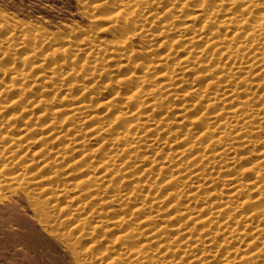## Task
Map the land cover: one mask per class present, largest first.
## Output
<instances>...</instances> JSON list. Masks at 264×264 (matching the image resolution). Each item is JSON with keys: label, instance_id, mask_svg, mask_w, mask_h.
Instances as JSON below:
<instances>
[{"label": "rangeland", "instance_id": "rangeland-1", "mask_svg": "<svg viewBox=\"0 0 264 264\" xmlns=\"http://www.w3.org/2000/svg\"><path fill=\"white\" fill-rule=\"evenodd\" d=\"M235 1L0 0V264H264V0Z\"/></svg>", "mask_w": 264, "mask_h": 264}, {"label": "bare ground", "instance_id": "bare-ground-1", "mask_svg": "<svg viewBox=\"0 0 264 264\" xmlns=\"http://www.w3.org/2000/svg\"><path fill=\"white\" fill-rule=\"evenodd\" d=\"M234 1H235V0H234ZM236 1H237V0H236ZM236 1H235V2H236ZM204 2H205V1H204ZM145 3H146V2H145ZM248 6H249V5H248ZM251 6H253V5H251ZM172 7H173V5H172ZM214 7H215V6H214ZM253 7H254V6H253ZM257 7H259V6H257ZM169 8H170V7H169ZM199 10H200V9H199ZM200 11H201V10H200ZM202 11H203V10H202ZM230 13H231V12H230ZM232 13H233V12H232ZM228 15H230V14H228ZM152 16H153V15H152ZM200 16H201L200 13L195 12V14H194V16H193V19H198V17H200ZM206 16H207V15H206ZM210 16H211V15H210ZM236 16H237V15H236ZM238 16H239V15H238ZM262 17H263V16H262ZM262 17H261V18H262ZM231 19H232V20H231ZM235 19H236V17H235ZM262 19H263V18H262ZM227 20H231V21H230L231 24L234 22V21H233V20H234L233 16H232L231 18H230V17L226 18V21H227ZM204 21H206V20H204ZM236 21H237V20H236ZM239 21L242 22V21H244V20L239 19ZM228 22H229V21H228ZM237 22H238V21H237ZM241 22H240V23H241ZM257 22H258V21H257ZM238 23H239V22H238ZM238 23H237V24H238ZM248 23H249V22H248ZM262 23H263V22H262ZM227 24H228V23H227ZM231 24H229V25H231ZM233 24H235V23H233ZM237 24H235V25H237ZM242 24H243V23H242ZM193 25H194V24H193ZM194 26H195V25H194ZM182 27H183V26H182ZM261 27H262V26H261L260 24H258V28H259V29L255 27V28H253V32H251V33H255V32L258 31V30L260 31V28H261ZM187 28H192V26H191V25H186V26H184V31H185V30L187 31ZM240 29H241V28H239V27H237L236 30L234 29V30H235L234 33H233L234 36H235V35H238V34L241 33V32H240ZM257 29H258V30H257ZM261 29H263V28H261ZM189 30H190V29H189ZM189 30H188V31H189ZM184 31H183V32H184ZM186 31H185L184 33H186ZM195 31H196V30H195ZM232 31H233V30H232ZM191 32H192V29H191ZM260 32H262V31H260ZM202 34H203V33H202ZM244 34H245V33H244ZM248 34H249V33H248ZM157 35H158V34H157ZM157 35H156V36H157ZM159 35H160V34H159ZM186 35H187V34H186ZM186 35H182V36H186ZM231 35H232V34H231ZM262 36H263V35H262ZM157 37H159V36H157ZM154 38H155V37H154ZM189 38H190V37H189ZM213 38H214V37H213ZM232 39H233V38H232ZM233 40H234V39H233ZM159 41H160V40H159ZM165 41H166V40H165ZM165 41H163V42H165ZM163 42H162V43H163ZM165 43H168V40H167V42H165ZM160 44H161V43H160ZM217 44H218V43H217ZM217 44H216V47H217ZM225 44H226V43H225ZM228 44H229V43H228ZM228 44H227V45H228ZM262 44H263V43H262ZM120 45H121V44H120ZM158 45H159V44H158ZM222 45H223V44H222ZM218 46H219V44H218ZM222 47H223V46H222ZM222 47H221V48H222ZM218 48H220V47H218ZM232 48H233V47H232L231 45H230V46L228 45V46H225L224 49H226V51L229 50V51L231 52ZM190 53H191V52H190ZM192 53H193V51H192ZM228 54H229V53H228ZM229 56H231V55L229 54ZM253 60H254V59H253ZM262 61H263V60H261V62H262ZM261 62H260V63H261ZM260 65H261V64H260ZM216 77H217V76H216ZM174 80H175V79H174ZM172 87H173V86H172ZM195 88H196V87H195ZM190 89H191V88H190ZM197 89H199V88H197ZM216 89H217V88H216ZM200 90H201V89H200ZM195 91H196V89H194V92H195ZM197 93H198V92H196V94H197ZM193 94H194V93H193ZM230 95H231V94H230ZM232 97H233V96H232ZM244 103H245V102L242 101V102L240 103V105H241L240 108H237L236 110H231L232 112H235V111H236V112L234 113V115H233V118H237L238 116L242 115L243 113H244V115H247V114H245V112H243L242 114H239V111H238V110H240V112L242 111L241 109H243L244 106H245ZM229 104H230V103H229ZM73 106H74V105H73ZM76 107H78V106H76ZM108 108H109V107H108ZM74 109H75V108L73 107V110H74ZM244 111H245V110H244ZM70 112H71V111H70ZM218 114H219V113H218ZM249 114H250V113H249ZM248 116H250V115H248ZM213 118H214V117H213ZM243 118H244V116H243ZM151 120H153V119H151ZM155 120H157V119H155ZM156 122H157V121H156ZM215 122H216V121H215ZM232 122H233V121H232ZM157 123H158V122H157ZM147 124H148V123H147ZM153 125L156 127L157 124L155 125V121H153ZM99 126H100V125H99ZM151 127H152V125H151ZM98 128L100 129V127H98ZM148 128H149V127H148ZM93 129H94V128H93ZM151 130H153V129H151ZM80 131H81V130H80ZM148 131H149V130H148ZM238 134H239V133H238ZM78 135H80V134H78ZM152 139H153V138H152ZM209 139H210V138H209ZM154 140H155V139H154ZM156 141H157V140H156ZM156 141H155V142H156ZM226 141H227V140H226ZM77 142L79 143V141H77ZM77 142H76V143H77ZM83 142H84V141H82V143H83ZM251 142H252V141H251ZM253 142H254V141H253ZM12 144H13V143H12ZM153 144H154V143H153ZM229 144H230V143H229ZM227 147H228V146H227ZM222 149H223V148H222ZM144 150H145V149H144ZM147 150H148V149H147ZM182 151H184V150H182ZM174 152H175V151H174ZM183 153H184V152H183ZM183 153H182V154H183ZM234 156H235V155H234ZM111 157H112V156H111ZM115 164H116V163H115ZM123 166H124V165H123ZM119 168H120V167H119ZM233 171H234V170H233ZM197 174H198V173H197ZM135 177H136V176H135ZM257 177H258V176H257ZM130 179H131V178H130ZM263 179H264V178H263ZM230 180H233L232 183H236V180H234V178H233V179H230ZM253 181H254V180H253ZM258 181H259V180H258ZM237 182H238V181H237ZM255 182H256V181H254L253 184L256 185L257 183H255ZM236 184H238V183H236ZM251 184H252V183H251ZM256 186H257V185H256ZM202 187H203V186H202ZM199 188H200V187H199ZM124 194H125V193H124ZM261 194H262V193H261ZM232 196H234V195H232ZM237 197H238V196H237ZM202 202H203V201H202ZM212 204H213V203H212ZM220 207H223V206L220 205ZM78 210H79V209H78ZM224 210H226V209H224ZM219 211H222V210L219 209ZM217 212H218V211H217ZM221 213H222V212H221ZM217 215H218V214H217ZM207 222H208V221H207ZM151 227H152V226H151ZM151 229H152V228H151ZM148 231H149V230H148ZM194 238H195V237H194ZM197 244H198V243H197Z\"/></svg>", "mask_w": 264, "mask_h": 264}]
</instances>
